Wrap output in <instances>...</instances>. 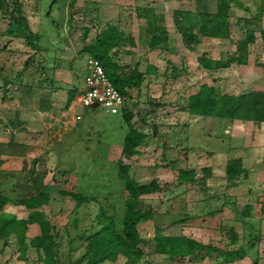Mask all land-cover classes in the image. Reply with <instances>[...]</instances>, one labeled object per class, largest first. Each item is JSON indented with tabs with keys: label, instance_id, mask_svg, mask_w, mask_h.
<instances>
[{
	"label": "rangeland",
	"instance_id": "1",
	"mask_svg": "<svg viewBox=\"0 0 264 264\" xmlns=\"http://www.w3.org/2000/svg\"><path fill=\"white\" fill-rule=\"evenodd\" d=\"M19 1L31 29L40 36L41 49L35 52L25 45L23 39L4 35L14 10L13 0H6V12L0 13V141L9 138L8 114L14 112L15 107L26 106L37 112L45 91L57 90V112L60 113L66 105V91L75 89L77 96H81L88 57L83 49L107 24L116 25L126 37L135 40V47L126 46L114 55L121 65L129 67V71L138 66L141 72H145L147 64H151L158 70L146 79L141 89L129 90L126 96L128 107L134 114L133 123L148 136L138 155L122 158L124 138L128 132L122 115L109 114L101 108L85 109L79 104L78 97L74 104V115H80L81 120L72 127L61 120L60 131L56 133L54 141L47 142L54 135L49 130L37 133L28 131V139L33 138L34 143L38 142L37 153L42 155L36 157L40 161L35 169L40 173L46 172L45 183L53 191L42 211L51 219L54 227L53 234L59 245V264H86V260L82 263L79 261L86 252L85 240L94 230L95 216L100 206L110 214L118 215L123 211L126 193L118 179L119 161L130 167V175L140 184L157 181L161 191L143 197V209L152 211L155 218L139 227L141 237L146 241L140 247L142 255L131 262L120 257L115 263L103 264H146L147 261L154 264H223L222 252L237 249L244 240L241 238L246 236L247 232L241 231V226L237 229L239 242L232 248L226 243L229 233L216 231L209 234L199 230L193 233L185 225L177 224L186 217L190 197L196 201L202 192L200 159L194 168L188 159L190 127H194V139L197 138L199 144L200 126L193 118L195 116L187 113L186 107L189 98L202 85L222 86V81L224 85L229 80L238 81L242 72L237 65L221 72L220 77L217 71L202 68L198 58L226 59L235 51V41L245 39L249 28L254 30L256 42L249 46L251 51L247 64H256L259 68L264 66V41L260 37V31L264 29V12L256 20L258 10L264 11V0H234L230 11L232 38H202L192 51L182 44L174 24V12L187 11L197 18V13L206 7L213 14L219 0H200L199 4L191 0H78L73 10L68 6L65 9V18L72 15V22H64L62 33L54 17H63V1L52 8V16L49 10L53 0ZM139 8L154 9L160 17V25L167 29L168 41L160 49L150 51L142 43L147 39L146 20L138 15ZM87 29L89 34L85 38ZM174 69L179 74L177 77L174 76ZM6 83L9 85L5 86ZM27 83L30 86H26ZM218 121L230 123L229 120ZM218 137L225 142V147L229 146L231 138L224 135L220 127ZM33 159L26 160L16 173L9 176L0 174V191L11 199L20 196L29 180L28 171L32 168ZM191 168L197 174L196 182L179 185L180 173ZM61 191L80 192L96 198L98 202L78 206L72 198L61 195ZM2 211L19 219H26L29 214L24 207L13 204L6 205L0 213ZM156 226L162 228L166 235L182 233L194 236L205 245L218 246L222 252H212L210 255L203 252L199 258L171 261L155 253ZM37 235L39 227L30 226L28 239ZM211 237L214 239L209 240ZM16 238L13 236L7 241H0V264H46L33 248L21 249ZM252 250L248 259L235 264H264V242L258 240L257 248Z\"/></svg>",
	"mask_w": 264,
	"mask_h": 264
},
{
	"label": "trees",
	"instance_id": "2",
	"mask_svg": "<svg viewBox=\"0 0 264 264\" xmlns=\"http://www.w3.org/2000/svg\"><path fill=\"white\" fill-rule=\"evenodd\" d=\"M61 1H63V17H54L60 33H62L65 21L67 23L72 22V15L68 19L65 18L66 7L68 6L69 9L73 10L78 0H53L49 10L50 16L54 12L52 8ZM191 1L199 4L200 0ZM233 2L234 0H219L215 13H210L205 7L203 11L197 13V18H194L187 11H175L173 15L174 24L181 36L183 46L192 51L202 38L230 40L232 38L230 11ZM13 3V14L10 15V21L4 35L10 38L23 39L28 48L35 52L40 51V36L31 29L30 22L24 15L22 4L19 0H13ZM237 5L241 6L238 2ZM5 7L6 0H0V13L4 14L6 12ZM248 10L246 9V11ZM263 12L259 9L258 17L255 19L259 20ZM138 15L146 20L147 39L142 43L150 51L160 49L168 41V32L164 26L160 25V17L155 13L154 9L148 8H139ZM88 34L89 29L85 31L84 37L87 38ZM260 37L264 41V29L260 31ZM255 42V32L249 28L246 30L245 39L235 41V51L229 54L226 59L213 60L206 56H201L198 58V63L202 68L211 72L229 69L232 65H246L249 46ZM126 46L135 47V40L131 37H126L116 25L107 24L104 29L97 33L92 42L83 49V52L88 54V56L99 60L110 82L125 97L128 95L129 90L141 89L146 79L158 71L151 64H147L145 72H141L138 66L129 71V67L121 65L114 55L117 54L119 49ZM1 52L2 49H0V54ZM173 72H175V77L179 75L175 69ZM8 85L9 83L5 84V86ZM75 96L76 90L68 91L66 109H69ZM41 110H49V106L44 101L41 102ZM186 111L190 116L196 117L262 123L264 122V92L230 95L221 93L214 86L202 85L199 91L189 98ZM122 116L128 125V132L125 135L122 148V158L129 159L139 154V148L148 139V136L135 126L133 123L134 114L130 109L124 110ZM26 153L27 147L16 143L13 138L8 143L0 142V156L26 157ZM39 161L38 158H34L31 162L32 168L28 171L30 177L26 181L25 191L20 196L16 199H11L0 191V210H3L8 204H13L22 206L29 211L26 219H19L15 215L4 211L0 213V241H7L11 236L15 235L21 249L24 251L28 248H33L44 263L59 264L57 258L59 245L57 237L53 234L54 227L51 219L42 211V208L48 205L53 191L45 183L46 172L40 173L35 169ZM117 168L118 179L122 182V190L126 193V197L123 200L124 209L118 215H115L110 214L107 209L100 206L95 216L96 224L94 230L85 240L86 252L79 263L84 260H86V264L115 263L120 257L127 259V262H131L134 258L142 255L143 251L140 247L144 246L146 241L141 237L139 227L141 224L153 221L155 218L152 211L143 209V197L160 192L161 187L157 181L149 184H140L130 175V167L122 161L117 163ZM0 174L9 176L12 173L0 170ZM209 174H206L205 177H208ZM244 175L245 170L242 168L240 160H230L228 162L225 180L229 186H232L234 181L243 178ZM196 177L197 174L194 170L181 172L178 177V184L194 183L196 182ZM60 194L72 198L78 206L98 202L96 198L87 197L80 192L61 191ZM253 210L252 206H244L240 212L241 216L244 219L250 218ZM262 210L264 211V204H262ZM262 212L257 209L256 217L258 219L263 216ZM189 220L190 218L186 217L177 221V224L184 225ZM33 225L39 227V235L28 239L27 232L29 227ZM229 234L232 243L236 244L239 235L232 229ZM260 236L261 234L258 231L246 233L245 238H243L244 244L241 247L222 252L217 247L205 245L182 233L166 235L163 233L162 228L156 226L154 228V246L156 254L166 256L171 261L181 262L199 258V255H202L203 252L209 255L212 252H222L223 264H233L244 260L249 255V251L256 248ZM146 264L154 263L147 261Z\"/></svg>",
	"mask_w": 264,
	"mask_h": 264
},
{
	"label": "crops",
	"instance_id": "3",
	"mask_svg": "<svg viewBox=\"0 0 264 264\" xmlns=\"http://www.w3.org/2000/svg\"><path fill=\"white\" fill-rule=\"evenodd\" d=\"M249 50L251 51V48ZM237 67L242 72L238 81L229 80V83L224 85V81L221 80L223 82L222 86L214 87L221 88L222 93L230 95L264 92L263 67L259 68L256 64L251 65L250 63L237 65ZM224 70L226 69L217 71L220 77L223 74L221 72ZM86 75L87 71L84 74V87ZM26 86H30V84L27 83ZM68 91H66V103ZM77 94L78 91H76V96L69 109H66L65 105L64 111L60 113L57 112V90L45 91L37 112L28 109L26 106L22 108L15 107L16 110L14 109V112H9V138L0 142L8 143L13 138L16 143L27 147V153L26 157L1 155L0 170L16 173L26 163V160L42 156L37 153L39 150L38 142L34 143L33 138L28 139L30 136L28 134L29 130L34 133L44 130H49L51 134L54 133L52 138L47 141L49 143L55 140L56 133L60 131L61 120H64L65 125L74 126L77 123L74 115V104L78 97ZM5 96L4 94L3 97ZM42 101L46 102L49 110H41ZM8 109L11 110L10 108ZM193 118L196 122H199L200 126L199 144L197 143V138L194 139V132L196 134V131L191 126L189 139L191 146L188 151V159L192 168H194L198 158L200 159V169L203 174L202 192L200 199L196 201L190 197V204L186 213V217H189L190 220L184 224L185 227L193 231V233L199 230L202 233L210 234L217 231L218 233L224 232L227 234L232 229L238 234L237 229L241 226V231H245L247 234L258 231L261 234V242H264V211L262 210V204H264V122L256 123L253 121L235 120L230 121V123H219L218 119L212 117L195 116ZM219 127L223 129L224 135H229L231 138L228 147H225V142L220 141L221 139L218 137ZM23 135L24 138L22 139ZM194 143L197 145L195 144L194 146ZM230 160H240L242 168L245 170L244 177L234 181L232 186H229L225 180L226 168ZM192 168L190 170H194ZM208 173H210L209 176L205 177ZM244 206H252L254 208L250 218L244 219L241 216L240 212ZM257 209L259 212L263 211V216L259 219L256 217ZM21 219H24V217H21ZM13 236L16 238L15 235ZM191 237L194 238V236ZM194 239L198 240L197 238ZM210 239H214V237ZM239 239L236 244H233L229 235L226 243L233 248L238 244ZM242 241L238 248L244 244V241ZM200 242L203 243V241ZM213 246L218 248L216 245ZM252 251H249V254ZM248 258L249 255L245 259ZM238 262L240 261L235 263Z\"/></svg>",
	"mask_w": 264,
	"mask_h": 264
},
{
	"label": "built area",
	"instance_id": "4",
	"mask_svg": "<svg viewBox=\"0 0 264 264\" xmlns=\"http://www.w3.org/2000/svg\"><path fill=\"white\" fill-rule=\"evenodd\" d=\"M86 59L87 75L79 104L85 109L97 104L109 114L122 115L124 110L129 109L126 97L110 82L99 60L90 56ZM81 118L76 116L77 121Z\"/></svg>",
	"mask_w": 264,
	"mask_h": 264
},
{
	"label": "water",
	"instance_id": "5",
	"mask_svg": "<svg viewBox=\"0 0 264 264\" xmlns=\"http://www.w3.org/2000/svg\"><path fill=\"white\" fill-rule=\"evenodd\" d=\"M96 108H98V105L97 104L93 105L92 109H96Z\"/></svg>",
	"mask_w": 264,
	"mask_h": 264
}]
</instances>
